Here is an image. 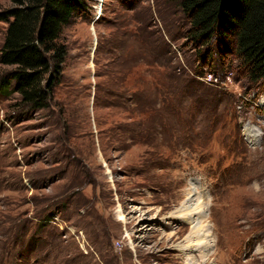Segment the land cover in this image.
I'll return each instance as SVG.
<instances>
[{"label":"rangeland","instance_id":"374dc122","mask_svg":"<svg viewBox=\"0 0 264 264\" xmlns=\"http://www.w3.org/2000/svg\"><path fill=\"white\" fill-rule=\"evenodd\" d=\"M88 5L47 108L0 89V264H187L193 225L173 214L194 185L214 242L198 264H264V87L233 54L201 68L179 0Z\"/></svg>","mask_w":264,"mask_h":264},{"label":"trees","instance_id":"16d2710c","mask_svg":"<svg viewBox=\"0 0 264 264\" xmlns=\"http://www.w3.org/2000/svg\"><path fill=\"white\" fill-rule=\"evenodd\" d=\"M179 1L189 23L187 38L199 53H205L201 68L213 65V55L224 59L233 54L237 78L247 80L250 90L264 87V0ZM10 2L11 7L0 13V23L7 24L0 64L12 69L0 80V89L19 94L23 109H45L68 56L61 35L74 19L86 15L88 0ZM190 85L195 86L188 87L191 97L204 90L203 84Z\"/></svg>","mask_w":264,"mask_h":264},{"label":"bare ground","instance_id":"6f19581e","mask_svg":"<svg viewBox=\"0 0 264 264\" xmlns=\"http://www.w3.org/2000/svg\"><path fill=\"white\" fill-rule=\"evenodd\" d=\"M252 132V130L247 132L249 140L251 142H257V140L251 138ZM205 195L204 193L202 196L198 191L197 185H194L191 192L188 193L185 203L178 212L173 214L174 218L184 219L187 223L193 225L191 235L188 239L190 244L179 247L183 252H186L185 250L190 248V253L186 258L187 264H198L200 261H206L211 255V249L214 247L211 232L207 225H204L208 217V204ZM119 221L125 222V216L122 213L119 214ZM131 245L133 244L131 243Z\"/></svg>","mask_w":264,"mask_h":264},{"label":"built area","instance_id":"2783aa9c","mask_svg":"<svg viewBox=\"0 0 264 264\" xmlns=\"http://www.w3.org/2000/svg\"><path fill=\"white\" fill-rule=\"evenodd\" d=\"M257 96L256 94L251 95L248 94L246 96H244V101H239V105H238V110L242 109L243 107H249L250 105H247V103H254L253 99H255ZM264 102V100H261L260 103H258L257 108L260 110V112L262 114H264V106L261 105V103ZM240 104H243V106H240ZM249 126V128L247 127ZM248 131L253 130V132L251 133V138L255 139L258 141V143H262L263 141V135L262 134H257L259 133L257 131V127H255L254 125L248 123L247 125H245L244 127L242 126V134H243V139L247 145L248 148L252 149V147L249 145V136H248Z\"/></svg>","mask_w":264,"mask_h":264}]
</instances>
